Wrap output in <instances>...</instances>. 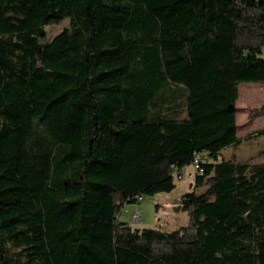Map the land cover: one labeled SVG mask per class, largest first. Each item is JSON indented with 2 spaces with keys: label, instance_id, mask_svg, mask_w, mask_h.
Returning a JSON list of instances; mask_svg holds the SVG:
<instances>
[{
  "label": "trees",
  "instance_id": "1",
  "mask_svg": "<svg viewBox=\"0 0 264 264\" xmlns=\"http://www.w3.org/2000/svg\"><path fill=\"white\" fill-rule=\"evenodd\" d=\"M245 82L264 0H0V264H264V149L221 157ZM197 157L186 225L120 219Z\"/></svg>",
  "mask_w": 264,
  "mask_h": 264
},
{
  "label": "rangeland",
  "instance_id": "2",
  "mask_svg": "<svg viewBox=\"0 0 264 264\" xmlns=\"http://www.w3.org/2000/svg\"><path fill=\"white\" fill-rule=\"evenodd\" d=\"M68 25L69 20L66 19L62 24L47 26L48 36L53 37ZM237 106L238 134L242 142L224 149L221 157L235 156L238 159H248L257 156V153L264 149V135L248 138L250 134L264 129V83H241ZM204 160H209V157L205 155ZM256 161H264V157L257 156ZM196 172L194 166L186 167L182 177H176V187L172 191L145 195L138 204H125L120 219L133 226L153 227L166 231L186 225L189 222V212L181 208L180 199L183 193L192 188ZM137 206L142 209L143 214L141 222L135 225L132 223V215Z\"/></svg>",
  "mask_w": 264,
  "mask_h": 264
},
{
  "label": "built area",
  "instance_id": "3",
  "mask_svg": "<svg viewBox=\"0 0 264 264\" xmlns=\"http://www.w3.org/2000/svg\"><path fill=\"white\" fill-rule=\"evenodd\" d=\"M200 157H197V159L195 160V163L191 166H194L196 168V171L200 169ZM182 177V174H177L176 177ZM144 199V196L143 195H137L136 196V200H137V203H140L142 200ZM142 209L137 206V208L135 209L133 215H132V223L135 224V225H138L140 222H141V219H142Z\"/></svg>",
  "mask_w": 264,
  "mask_h": 264
}]
</instances>
